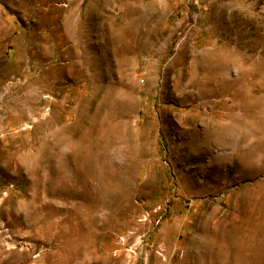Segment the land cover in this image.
Returning a JSON list of instances; mask_svg holds the SVG:
<instances>
[{"label":"rangeland","instance_id":"1","mask_svg":"<svg viewBox=\"0 0 264 264\" xmlns=\"http://www.w3.org/2000/svg\"><path fill=\"white\" fill-rule=\"evenodd\" d=\"M0 264H264V0H0Z\"/></svg>","mask_w":264,"mask_h":264},{"label":"bare ground","instance_id":"2","mask_svg":"<svg viewBox=\"0 0 264 264\" xmlns=\"http://www.w3.org/2000/svg\"><path fill=\"white\" fill-rule=\"evenodd\" d=\"M101 111L102 109L99 108L95 114V117H99ZM114 130H115V134H119L122 131H125L120 127H117ZM81 142H82V139H81ZM90 149L92 150L86 151V152L85 151L83 152L82 150L79 149L80 151L78 150V153H77L79 154V156L78 155L77 156L80 157V160H79L80 165L77 163L79 166L77 165L78 168L76 169L79 170V173L81 175L80 176L81 182H84L88 184L90 187L95 188L98 192L103 191L104 193L105 191V193L104 194L102 193V194L105 195L106 197L108 196L107 194H111L112 196H114L113 194L116 193V191L123 194L126 190V185L128 182L129 175H127L126 172H123L122 168L120 169L117 166L116 161L114 160L113 157H111L108 154V152H103V153L99 152L98 146L96 147L91 146ZM69 159L63 162V166L65 170L70 168L71 164L69 161L71 159L70 160ZM95 197L97 198V196ZM77 251H78L77 255L79 257L84 252L83 246L78 248ZM71 260H74V259H70V261Z\"/></svg>","mask_w":264,"mask_h":264}]
</instances>
